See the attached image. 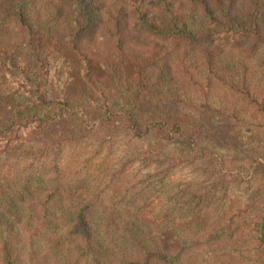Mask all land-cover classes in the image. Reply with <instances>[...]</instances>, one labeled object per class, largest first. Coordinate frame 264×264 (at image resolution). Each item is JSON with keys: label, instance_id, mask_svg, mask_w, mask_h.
Here are the masks:
<instances>
[{"label": "trees", "instance_id": "trees-1", "mask_svg": "<svg viewBox=\"0 0 264 264\" xmlns=\"http://www.w3.org/2000/svg\"><path fill=\"white\" fill-rule=\"evenodd\" d=\"M263 221L264 0H0V264H264Z\"/></svg>", "mask_w": 264, "mask_h": 264}, {"label": "water", "instance_id": "water-1", "mask_svg": "<svg viewBox=\"0 0 264 264\" xmlns=\"http://www.w3.org/2000/svg\"><path fill=\"white\" fill-rule=\"evenodd\" d=\"M262 238L264 240V221H263V225H262Z\"/></svg>", "mask_w": 264, "mask_h": 264}, {"label": "rangeland", "instance_id": "rangeland-1", "mask_svg": "<svg viewBox=\"0 0 264 264\" xmlns=\"http://www.w3.org/2000/svg\"><path fill=\"white\" fill-rule=\"evenodd\" d=\"M222 130V129H221ZM223 131V130H222ZM222 133V132H221ZM221 136H225V135H222V134H220Z\"/></svg>", "mask_w": 264, "mask_h": 264}]
</instances>
